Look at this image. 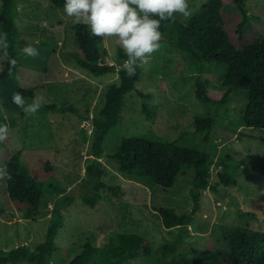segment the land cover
I'll return each instance as SVG.
<instances>
[{
	"label": "rangeland",
	"instance_id": "1",
	"mask_svg": "<svg viewBox=\"0 0 264 264\" xmlns=\"http://www.w3.org/2000/svg\"><path fill=\"white\" fill-rule=\"evenodd\" d=\"M206 1L189 0V4L195 13ZM14 3L21 32L18 39L21 85L32 90L34 97H42V106L54 103L74 109L68 113L37 112L26 116L22 111L6 110L0 102V117L16 122L10 127L11 139L0 146V167L7 169L6 153L19 151L31 172L45 183L39 215L27 218L10 202L0 215V249L26 245L34 250L44 241L56 202L72 197L70 192L76 185H85L82 180L87 174L88 160L93 158L90 155L93 127L85 118L96 116L103 107L107 91L119 82L118 70L124 61L119 59L118 50L122 47L115 38L94 36L102 59L116 65L117 70L103 76L93 75L78 65L81 50L75 25L64 8L52 6L51 0H14ZM247 8L251 21L243 30L238 27L242 18L238 8L232 5L224 10L228 39L236 49L264 39V0H247ZM29 44L39 50L37 57L22 53ZM5 57L0 54V71ZM226 71V65L209 64L170 42L162 43V48L142 67L136 89L125 98L120 122L103 142L105 155L100 158L105 169L103 180L108 185H119L121 198H112L110 192L103 191L95 208L79 196L64 209V225L56 239L59 250L53 264H73L87 237L96 246L104 247L115 233L137 232L155 247L178 245L180 254L211 247L222 250L225 237L238 226L264 231V129L248 127L242 121L247 92L232 91L231 102L218 111L210 148L211 184H216L218 190L208 188L202 192L200 210L187 228L167 230L157 213L161 207H172L183 214L192 210L189 193L192 166L181 170L173 187L163 188L149 177L119 171L115 159L108 157L119 149L125 137L134 136L177 141L181 146L201 151L200 137L193 132L194 121L208 109L195 94L196 82L200 80L212 89L224 90ZM138 92L150 97L142 99ZM144 103L148 104L149 112L144 111ZM183 131L188 135L179 138ZM219 172L231 177L230 185L220 179ZM80 187L89 190V186ZM56 188H64L65 196L61 197ZM5 190L4 179H0V201L8 202ZM123 264L153 263L140 257Z\"/></svg>",
	"mask_w": 264,
	"mask_h": 264
},
{
	"label": "trees",
	"instance_id": "2",
	"mask_svg": "<svg viewBox=\"0 0 264 264\" xmlns=\"http://www.w3.org/2000/svg\"><path fill=\"white\" fill-rule=\"evenodd\" d=\"M64 3L65 0H51L54 7L64 8ZM0 4V29L2 34L7 33L8 43L6 52L0 49V54L6 56L0 71V102L10 112H21L22 110L12 102V96L19 92L24 100H33L34 92L23 87L18 77L20 68L18 39L21 32L16 21L14 0H0ZM232 5H235L242 14V18L238 20V27L243 30L251 21L247 0H207L187 21L177 18L175 22H161L160 30L164 36L162 43L170 42L177 49L192 54L199 60L227 67L223 80L224 90L212 89L200 80L196 82L195 94L208 109L205 115L196 117L194 121L193 132L199 135L203 149L199 151L181 146L177 141L162 142L134 136L125 137L119 149L108 154V157L115 159L119 171L149 177L154 184L163 188L173 187L184 167L194 168L189 191L193 199L192 210L183 214L172 207L158 209V217L167 230L190 226L200 210L202 192L208 188L215 192L218 190L216 184H211L213 157L210 148L218 111L231 102L232 91L248 93L246 110L241 115L244 124L264 129V39H257L243 49H236L231 45L226 32L224 10ZM74 28L81 50L77 56L78 65L95 76L115 72L116 65H109L102 59L90 28L86 25H75ZM118 56L120 60L127 59L122 48H119ZM13 60L14 65L11 63ZM118 72L119 82L107 91L104 105L98 114L92 118H85L93 127L90 153L93 158L88 160L87 174L82 180L85 185L83 183L76 185L70 192L72 197H65L64 201L56 202V206L51 210L50 223L42 243L34 250L26 245L12 250L0 249V264H53V257L59 250L56 239L64 225V209L79 196L85 204L95 208L102 199L103 191L110 192L112 198L120 200L121 187L108 185L103 180L105 169L100 158L105 155L103 142L106 136L122 118L125 98L136 89L142 77V67H138L132 77L122 69ZM138 94L142 99L150 97L148 93ZM147 105L144 103L145 112H149ZM71 111H74L71 107L48 103L38 112ZM21 114H24L23 111ZM0 124H7L10 129L16 122L0 117ZM187 135L188 132L183 131L179 138ZM10 139L9 131L7 140ZM5 142L0 143V146L5 145ZM6 155L9 158L6 170L11 179H4L8 202L0 201V215L6 212L9 202L27 218L39 215L42 211L45 183L31 172L27 163L23 161L21 152ZM218 174L226 185L231 184V177L228 174L225 172ZM80 186H89V190L84 191ZM55 190L61 197L65 196L64 188ZM89 238L87 237L75 256L73 264H123L140 257L153 264H264V231L244 226L234 228L225 237L222 250L211 247L180 254L178 245L172 243L155 247L137 232L115 233L104 247L96 246Z\"/></svg>",
	"mask_w": 264,
	"mask_h": 264
},
{
	"label": "clouds",
	"instance_id": "3",
	"mask_svg": "<svg viewBox=\"0 0 264 264\" xmlns=\"http://www.w3.org/2000/svg\"><path fill=\"white\" fill-rule=\"evenodd\" d=\"M194 9L189 0H65L64 12L74 25H86L99 38L112 37L122 47L127 59L121 69L129 77L138 67L148 64L162 48L164 39L162 21L175 22L177 17L191 19ZM7 33L0 34V49L7 50ZM25 56L37 57L39 50L32 45L22 49ZM14 65L15 61H11ZM42 97L26 103L21 93L12 96V102L26 116H34L42 106ZM9 126L0 124V143L7 140ZM11 179L6 166L0 167V179ZM22 246V245H20Z\"/></svg>",
	"mask_w": 264,
	"mask_h": 264
}]
</instances>
